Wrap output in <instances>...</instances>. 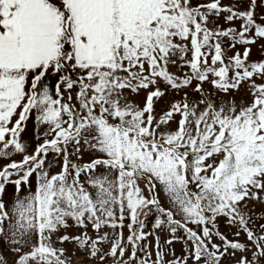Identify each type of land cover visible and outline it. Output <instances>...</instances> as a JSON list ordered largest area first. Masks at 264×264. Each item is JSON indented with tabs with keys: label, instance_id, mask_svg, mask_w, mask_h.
Wrapping results in <instances>:
<instances>
[{
	"label": "snow or ice",
	"instance_id": "6c2138e0",
	"mask_svg": "<svg viewBox=\"0 0 264 264\" xmlns=\"http://www.w3.org/2000/svg\"><path fill=\"white\" fill-rule=\"evenodd\" d=\"M256 7L257 0L246 11L221 0H0V160L8 161L0 165V243L15 254L12 264H72L55 246L65 242L99 264H165L159 236L154 262L141 246L155 235L144 231L153 213L152 228L169 230L166 244L184 240V253L173 251L167 264H221L248 251L236 264L264 262V224L253 231L245 211L247 201L264 200V84L252 79H264V62L247 63L249 47L226 59L222 47V38L230 49L264 39ZM221 13L227 23L242 21L240 29L209 27ZM170 65L189 71L177 76ZM193 81L198 100L185 91L156 115L166 91L179 94ZM249 81L247 105L202 88L208 82L228 94ZM141 92L143 107L130 100ZM32 117L46 129L28 154L21 134ZM84 152L88 161L70 159ZM221 219L251 248L220 232ZM69 227L82 231L70 236ZM0 264H9L3 252Z\"/></svg>",
	"mask_w": 264,
	"mask_h": 264
},
{
	"label": "rangeland",
	"instance_id": "374dc122",
	"mask_svg": "<svg viewBox=\"0 0 264 264\" xmlns=\"http://www.w3.org/2000/svg\"><path fill=\"white\" fill-rule=\"evenodd\" d=\"M201 3H209L211 0H200ZM221 4L223 6H235L238 10L241 11H246L249 8L250 0H221ZM227 15L226 13H221L220 18L217 19L215 16L210 17V20L212 23L209 25V27H216L219 26L222 29H227L228 27H235L237 30L240 29L242 21L240 20H234L231 23H227L224 20V16ZM255 15L257 18V21L259 22V18L264 15V0H257V7L255 9ZM251 36V33H249ZM230 38H222V47L226 50V59L227 57H231L234 55L236 52H240L241 54L244 51L245 47H249L251 49L250 55L248 57L247 63H253V62H264V48H262V45H264V39H258L255 44L252 45H241L237 44L235 48H229ZM210 57H209V62H210ZM169 71L176 74L177 76H182L183 74L188 73L187 68H179L175 65H170L169 66ZM232 73H230L231 75ZM57 77H51L52 83H55V80ZM252 79L255 80L256 84H264V79H261L259 77H253ZM196 81H193V84L191 87L182 90L179 94L172 92V91H166V95L161 98L159 101L156 102L155 104V113L157 116H159L162 111L166 110L170 104V102L174 100H179L182 96L183 93L186 91L188 92V99L189 101L193 100H198L200 98V94H197L193 91ZM163 88L164 86L161 85ZM202 88L204 90V93H212L213 98L220 100L221 98L225 101H234L237 106H239L241 103L247 105L252 102V95L250 93V81L249 82H244L241 84L239 90H233L228 94H225L223 92H220L218 90L213 89V86L208 83L204 82L202 84ZM145 93L141 92L139 96L132 95L130 96V100H134L137 104H139L141 107H143L144 103V97ZM66 98V97H65ZM179 119V116L176 117V120ZM170 129H175L176 128V123L172 122L168 125ZM46 129V126H41L37 124V129H36V137L40 135L44 130ZM42 143V138L37 139V144ZM70 159L73 162H79L83 163L86 162L90 159V156L87 152H84L83 154V160L77 161V158L75 155L71 156ZM53 160V154L49 153L46 161V167L47 163L49 161ZM62 163V157L60 161H58L56 164L53 165V167L50 169L51 173H56L60 171V164ZM100 171H103V169H100ZM141 187H143V184H141ZM147 194V192H145ZM264 196V194H261ZM161 202L163 203V197H161ZM247 203V208L245 209L246 212H248V215L251 217V222L249 224V227L253 229V231L258 232L260 225L264 224V200L262 201H256V200H249L246 202ZM167 207V205H165ZM250 210V211H249ZM179 218V217H177ZM155 220V215L150 214L146 221V227L144 229L145 232H153L155 231V235H149L145 241L141 242V246L147 245V252L151 254L150 256V261L154 262L156 260V254H157V249L155 247L156 245V236H159L160 239V245H161V250L163 251L164 254V261L165 264H167L168 261H171L174 259L173 256V251L175 253V257H180L184 251H185V244L183 239H178V240H173V243L171 245H168L165 243V241L170 237V233L168 228L165 226L162 230H154L152 228V225ZM71 224V221H69ZM127 223L128 221H125V227L123 229V235L126 237L129 234L128 228H127ZM189 227H194L193 225L189 224ZM217 227L219 228V231L227 235L229 240H239L242 243H245L251 248L250 242L247 240L246 235L241 231V234L239 237H235L233 234L238 230L236 227H229L223 219L219 220ZM82 229L75 228V227H69L66 232L70 236H75L80 234ZM103 232H108L110 234V237L114 234L113 230L109 228H105L102 230ZM64 234V230H62L60 233H57L56 235H62ZM89 235H92L95 237L96 233H94L91 230V227L89 226ZM177 237H184V232L183 230H178L176 233ZM53 240H56V236L53 237ZM213 242L215 243H220V241L217 238H213ZM56 247H62L66 250L65 255L71 257L72 264H99L97 263L98 258L96 259H90L87 254L77 248L74 243L70 242H65L63 244L56 243ZM189 247L191 246L189 242ZM104 251H107L110 245L108 243L102 244L100 246ZM231 251V250H230ZM131 253V245H128V252L125 253L124 259L127 260L128 256ZM138 257H143L145 259H148V257L145 255V252L143 251H138L137 253ZM242 255H247L249 258H251V251L241 253V252H236L235 256L228 255L224 257L221 260V264H236V261H238ZM105 264H112L111 258L105 261ZM132 264H139V261H132ZM189 264H191V261L189 260ZM264 264V262H262Z\"/></svg>",
	"mask_w": 264,
	"mask_h": 264
},
{
	"label": "crops",
	"instance_id": "0c3cea01",
	"mask_svg": "<svg viewBox=\"0 0 264 264\" xmlns=\"http://www.w3.org/2000/svg\"><path fill=\"white\" fill-rule=\"evenodd\" d=\"M24 127H25V131L21 134V140L26 145L27 153L32 154L37 146V138H36L37 124L34 120V117L26 121ZM22 158H23L22 154H14L11 157L12 160H16V161H20L22 160ZM7 162H8L7 160H0V165ZM30 180L34 181L35 175L32 178H30ZM13 189H14L13 185L7 186V191L9 193L13 191ZM24 250L27 251V249ZM0 252H3L6 258L8 259L9 264H12V260L15 258V254L8 250L6 244L0 243Z\"/></svg>",
	"mask_w": 264,
	"mask_h": 264
},
{
	"label": "trees",
	"instance_id": "16d2710c",
	"mask_svg": "<svg viewBox=\"0 0 264 264\" xmlns=\"http://www.w3.org/2000/svg\"><path fill=\"white\" fill-rule=\"evenodd\" d=\"M12 179H16V177H15V176H13V177H12ZM153 214H154V215H156L155 213H153Z\"/></svg>",
	"mask_w": 264,
	"mask_h": 264
}]
</instances>
